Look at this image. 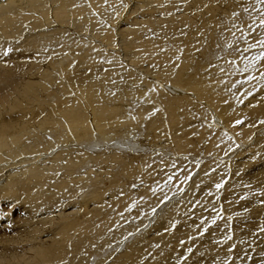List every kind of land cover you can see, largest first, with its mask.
Instances as JSON below:
<instances>
[{"label":"bare ground","instance_id":"bare-ground-1","mask_svg":"<svg viewBox=\"0 0 264 264\" xmlns=\"http://www.w3.org/2000/svg\"><path fill=\"white\" fill-rule=\"evenodd\" d=\"M262 21L0 0V264H264Z\"/></svg>","mask_w":264,"mask_h":264},{"label":"snow or ice","instance_id":"snow-or-ice-1","mask_svg":"<svg viewBox=\"0 0 264 264\" xmlns=\"http://www.w3.org/2000/svg\"><path fill=\"white\" fill-rule=\"evenodd\" d=\"M260 2L264 3V0H260ZM261 26H264V21L261 22ZM258 44L261 48H264V40H260L258 41ZM243 51H248L247 48L243 49ZM255 59L259 60V59H264V52L261 53V55L259 57H256Z\"/></svg>","mask_w":264,"mask_h":264},{"label":"rangeland","instance_id":"rangeland-1","mask_svg":"<svg viewBox=\"0 0 264 264\" xmlns=\"http://www.w3.org/2000/svg\"><path fill=\"white\" fill-rule=\"evenodd\" d=\"M84 193H86V192H84ZM90 263H92V261H90ZM88 264H89V262H88Z\"/></svg>","mask_w":264,"mask_h":264}]
</instances>
